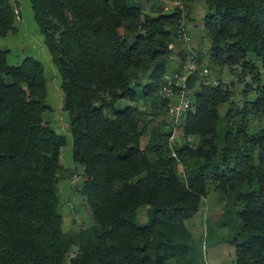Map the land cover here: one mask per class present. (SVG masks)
I'll return each instance as SVG.
<instances>
[{"label": "trees", "instance_id": "16d2710c", "mask_svg": "<svg viewBox=\"0 0 264 264\" xmlns=\"http://www.w3.org/2000/svg\"><path fill=\"white\" fill-rule=\"evenodd\" d=\"M29 3L60 75L72 160L83 166L94 224L62 230L57 169L67 139L45 118L43 64L28 55L10 65L0 50V264H189L185 221L211 185L228 199L235 264H264V84L252 101L222 116L229 95L201 83L194 111L183 117L185 134L201 141L172 152L169 133L154 129L142 147L138 109L116 102L155 94L166 106L160 86L169 44L178 40L176 13L145 16L138 0ZM205 4L214 62L244 65L252 53L264 67V0ZM18 13L0 0V36L16 31ZM250 114L262 118L258 133L247 131ZM142 208L144 220L137 216Z\"/></svg>", "mask_w": 264, "mask_h": 264}, {"label": "rangeland", "instance_id": "374dc122", "mask_svg": "<svg viewBox=\"0 0 264 264\" xmlns=\"http://www.w3.org/2000/svg\"><path fill=\"white\" fill-rule=\"evenodd\" d=\"M12 7L18 6L14 1L9 0ZM23 2L26 0H22ZM141 5L142 14L150 17H157L164 13H176L179 24L189 37V41H182L179 38L171 41L172 47L169 58L166 61L168 70L181 65L190 55V49L198 53L201 68H206L207 73L196 81L192 88L193 94L201 89V83L209 86L220 85L224 92H227L228 99L219 106V112L223 116L230 107L243 106L245 103L255 98L254 90L257 86L264 84V67L254 54L248 53L243 64L237 65H217L211 55L210 40L205 31V20L211 12L207 9L205 0H189L186 2H172L169 0H138ZM18 2V1H17ZM19 4V3H18ZM15 17V22L17 20ZM36 24V22H35ZM28 25V24H27ZM37 27V25H36ZM28 29L33 32L32 27ZM33 47L28 48L38 53L43 52L42 63L46 78V103L49 109L45 116L53 130L66 137L67 141L61 147L59 156V166L57 169V194L59 197V213L62 217V230L65 233H72L88 228L94 224L92 210L83 193L86 180L83 166L72 160L70 117L64 109V97L60 88V75L42 40L38 41L37 35L32 34ZM172 36V35H171ZM21 40L30 38L19 35ZM25 39V40H26ZM24 40V41H25ZM16 38L0 36V50L7 48L11 43L12 49L16 44ZM23 41V42H24ZM28 42V41H26ZM13 50L7 56L12 63L11 55H15ZM50 58V59H49ZM184 59V60H183ZM142 81L143 84L147 82ZM162 95V94H161ZM127 106H135L140 114L139 131L140 145L145 147L151 139L154 129H158L163 134H168V147L180 149L185 145L194 147L200 141L199 136L186 135L184 132L185 120L174 121L168 118L167 109L162 105L161 99L153 95L150 99H137L131 101L123 99L116 102V107L123 109ZM247 131L251 134L258 133L263 128L262 118L256 114H250L245 118ZM178 171H182L181 165L177 166ZM228 199L214 185L208 187L206 194L201 198L197 212L185 221V228L192 238L193 249L190 252L189 264H235L234 247L229 243L231 236L229 220L225 215ZM137 216L144 220L145 209H139ZM76 256V251L69 254V258ZM66 264H69L66 261ZM171 264V263H170Z\"/></svg>", "mask_w": 264, "mask_h": 264}, {"label": "built area", "instance_id": "2783aa9c", "mask_svg": "<svg viewBox=\"0 0 264 264\" xmlns=\"http://www.w3.org/2000/svg\"><path fill=\"white\" fill-rule=\"evenodd\" d=\"M177 37L182 41H189L188 35L179 25L177 27ZM172 47V45H169ZM172 58V56H170ZM184 60V59H183ZM207 73L206 68L198 65V53L190 49L187 60L181 65L166 71L160 86V93L166 99L167 116L169 119L179 121L188 113L194 111V94L192 88L186 85V79L190 74L195 75L196 81Z\"/></svg>", "mask_w": 264, "mask_h": 264}, {"label": "crops", "instance_id": "0c3cea01", "mask_svg": "<svg viewBox=\"0 0 264 264\" xmlns=\"http://www.w3.org/2000/svg\"><path fill=\"white\" fill-rule=\"evenodd\" d=\"M17 1L19 3L18 7H17L19 13L17 15L18 19L16 20V22L14 21V26L16 28V31L10 32L4 36H1V37L13 36L17 40L13 49H12L11 43H9L7 48L4 49L7 51L6 59H7V56L11 53V51L14 50L16 52L15 55H11L12 63L9 62V59H7V62L10 65H18L25 56L29 55V56H32L35 59L39 60L42 63L43 52H41L40 50L38 51V53L34 52V50L36 48L31 50L33 47H36V45L35 46L33 45L34 41L33 40L31 41V39H32L31 37H33L32 34H34V35L36 34L37 37H39L37 39L38 41L42 40V36L38 30V27H36L37 24H35V20H34L33 14H32V10L30 7L29 0H26L24 2L22 0H17ZM27 24L32 27L33 32L28 29ZM19 35H23L24 37L26 35H28L30 38H27V39L25 38L26 40L24 39L25 40L24 41V40H21ZM26 41H28V42H26ZM27 45H31V49L28 48ZM46 52H48L47 49H46Z\"/></svg>", "mask_w": 264, "mask_h": 264}, {"label": "water", "instance_id": "95a60500", "mask_svg": "<svg viewBox=\"0 0 264 264\" xmlns=\"http://www.w3.org/2000/svg\"><path fill=\"white\" fill-rule=\"evenodd\" d=\"M194 80H195V75L190 74L187 79H186V85L188 88H193L194 87Z\"/></svg>", "mask_w": 264, "mask_h": 264}]
</instances>
